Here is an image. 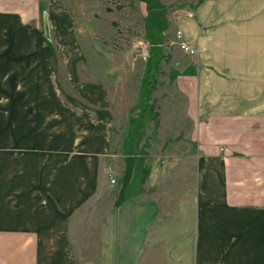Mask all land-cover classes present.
<instances>
[{
  "label": "crops",
  "instance_id": "crops-1",
  "mask_svg": "<svg viewBox=\"0 0 264 264\" xmlns=\"http://www.w3.org/2000/svg\"><path fill=\"white\" fill-rule=\"evenodd\" d=\"M20 1L6 8L0 0V51L13 69L23 62L15 76L0 74L7 111L14 102L19 111L0 136L23 152L22 164L11 153L0 167V264H79L80 235L94 252L83 264H264V0H199L168 21L165 69L127 123L100 88L79 85L77 49L60 45L94 108L53 105L47 124L59 123L49 134L43 114L59 89L54 74L46 77L44 31L28 20L39 0ZM177 30L195 55L175 44ZM25 39L28 50L15 54ZM24 111L36 112L34 133ZM176 170L181 213L160 197Z\"/></svg>",
  "mask_w": 264,
  "mask_h": 264
},
{
  "label": "rangeland",
  "instance_id": "rangeland-1",
  "mask_svg": "<svg viewBox=\"0 0 264 264\" xmlns=\"http://www.w3.org/2000/svg\"><path fill=\"white\" fill-rule=\"evenodd\" d=\"M198 1L39 0L38 12L29 13L28 20L31 27L36 28L39 25L44 31L45 38L43 44L47 61L46 77L54 74L59 89L54 103L46 105L44 110L43 119L46 133L49 134L53 125L59 123L58 117H54V123L52 125L47 124V118L53 116L51 110L53 105L77 113H80V110L85 105L90 106L83 101V97L70 77L68 66L64 63L65 60L61 55L63 51L60 45L63 46L64 43L70 44L77 49L76 53L78 56L75 68L79 85L100 88L103 94L106 93L108 96L110 107L114 108L112 112L115 115L117 111L115 109H118L119 117L117 116L116 119L120 118L127 123V110L135 104V100L138 103V107H144V99L149 90L148 82L153 81L157 84V76H159L160 72L163 73L165 69V66L160 68L158 64L164 55L162 47L164 36L162 32L167 27L166 23L168 21L175 23L188 5L191 9ZM20 2V0H6V8L7 3L11 8L16 7ZM61 18L64 21L63 27L60 24ZM173 37L175 38V35ZM149 39L152 42V47L150 46L151 42ZM25 42L26 45H23V47H19V45L13 48L18 50H13L15 54L21 55L28 50L29 45H27L26 39ZM3 49H6V47ZM150 54L152 55V59L150 58ZM10 62L6 53L0 51L1 76H15L18 67L21 68L23 64L21 62V65L17 67L13 65V69ZM149 70H153L151 79L147 77ZM11 85L15 86L17 83L12 82ZM10 90L15 91L16 89L12 87ZM4 97V95H0L1 125L6 118H17L19 112L15 102L12 108H9L7 111ZM90 107L94 108V106ZM34 113L36 112L27 111L25 116H23L32 121V126L29 125L27 127V132L30 131V134L34 133L37 129V126H35L36 119L33 118ZM0 129L3 131L4 127L2 126ZM19 129L21 127H18ZM68 129L69 127H65V130ZM147 133H151V128L147 130ZM170 145L158 142V148L160 146V150L162 148L163 151L169 150ZM11 153L16 155V160L22 164L20 159L23 153L22 150H8V147L5 146L4 138L0 136V167L4 168L8 165ZM24 161L26 162L27 158ZM28 162H31L35 166L36 160L29 159ZM179 174L180 172L176 170V172L166 177V184L160 191V194H162L160 197L162 203L173 205L174 207L171 208L173 210L177 208L179 213H181L180 200L177 199L180 194L179 184L181 175ZM114 177L116 183L114 185L110 183L112 186L117 184V176L115 174ZM92 212H94L93 219H90V223L87 226L92 227L93 225L92 230H94L99 221L96 220L99 214L97 215L95 211ZM95 220L96 222H94ZM91 231L89 230L90 235L88 236L92 235L94 238L95 232ZM77 239L81 243L86 242V246H82L78 251L80 254L79 264H83L94 258V252L90 249L89 241H86L87 238L84 235L82 237L80 235Z\"/></svg>",
  "mask_w": 264,
  "mask_h": 264
},
{
  "label": "built area",
  "instance_id": "built-area-1",
  "mask_svg": "<svg viewBox=\"0 0 264 264\" xmlns=\"http://www.w3.org/2000/svg\"><path fill=\"white\" fill-rule=\"evenodd\" d=\"M175 44L184 52L188 53L189 55H195L196 50L190 48L187 46L185 43L182 42V33L180 30H178L175 34ZM108 178L110 180V183L114 185L116 183V179L114 177V172L113 170H108L107 172Z\"/></svg>",
  "mask_w": 264,
  "mask_h": 264
},
{
  "label": "trees",
  "instance_id": "trees-1",
  "mask_svg": "<svg viewBox=\"0 0 264 264\" xmlns=\"http://www.w3.org/2000/svg\"><path fill=\"white\" fill-rule=\"evenodd\" d=\"M200 1H202V0H200ZM151 55V54H150ZM152 57V55L150 56V58ZM152 73V70H149V72H148V75H147V77L150 79L151 77H149L150 76V74ZM156 84H155V82H152V81H149V91H148V96H147V101L148 102H151V100H152V95H153V93L155 92V86ZM154 107H155V103H153V106H152V110L154 109ZM145 111H147V110H145ZM144 111V112H145ZM158 114H154V117L158 120Z\"/></svg>",
  "mask_w": 264,
  "mask_h": 264
}]
</instances>
